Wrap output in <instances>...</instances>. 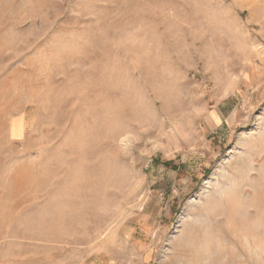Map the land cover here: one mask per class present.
I'll use <instances>...</instances> for the list:
<instances>
[{"label": "rangeland", "instance_id": "374dc122", "mask_svg": "<svg viewBox=\"0 0 264 264\" xmlns=\"http://www.w3.org/2000/svg\"><path fill=\"white\" fill-rule=\"evenodd\" d=\"M0 264H264V0H0Z\"/></svg>", "mask_w": 264, "mask_h": 264}]
</instances>
